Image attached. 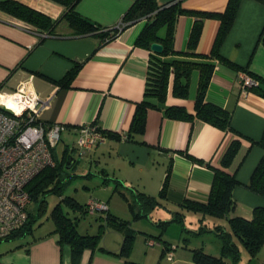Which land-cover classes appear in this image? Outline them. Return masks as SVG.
<instances>
[{"label":"crops","instance_id":"0c3cea01","mask_svg":"<svg viewBox=\"0 0 264 264\" xmlns=\"http://www.w3.org/2000/svg\"><path fill=\"white\" fill-rule=\"evenodd\" d=\"M16 1L53 19L60 18L65 11L63 5L52 0ZM157 1L163 5L174 0ZM133 2L80 0L76 9L82 15L110 28L119 25ZM227 2L182 0V6L195 11L221 12ZM196 17V14H184L178 18L175 48L187 50ZM144 23L145 20H140L131 24L122 29L115 39L98 47L99 39L96 36H72L64 21L58 24L53 35L43 34L42 37L34 25L0 8V104L19 112L25 102L14 100V96L33 93L44 102L40 110L41 119L46 124L60 123L65 126L61 135L64 141L62 151L68 148L73 157L77 155L75 146L79 129L83 125L94 123L116 135H125L136 104L145 95L150 51L135 44ZM220 24L217 18H205L197 53H211ZM263 31L264 2L242 0L233 26L221 46V54L264 78V44L259 42ZM160 34L163 36L165 29ZM212 61L216 68L206 98L232 110V124L238 132L222 130L198 118L193 121L169 118L164 108L170 105L184 106L191 113L195 112L200 71L194 70L191 76L187 98L173 95L171 77L166 103L159 104L161 109L147 111L144 134H137L132 140L106 136L82 158L85 163H89L90 174L93 165H96V171L102 172H96L94 177L98 178L96 186L103 194L94 197L107 202L116 215L121 216L119 211L124 208L123 204L128 205L120 190L130 195L128 189L120 186V181L157 195L170 164V184L176 196L206 202L214 168H222V157L234 139H240L242 145L232 167L227 169L229 172L237 170V178L241 182L233 191L236 199L233 215L250 219L254 207L264 205V197L246 186L257 164L264 157V147L251 140H260L264 133V97L242 88L244 70L236 69L218 58ZM77 63H81V66L69 87H61L54 82L63 78ZM142 140L144 143H141ZM75 163L76 160H72L69 168ZM168 202L174 209L180 207L171 199ZM196 217L199 219L197 215L193 218ZM206 222L210 225L226 223L225 219L213 217H206ZM196 225L199 226V222ZM41 226L33 238L11 241L8 246H3L0 249V264H72L71 246L59 244L58 234L52 233L53 227L40 231ZM27 241L30 242L15 248ZM122 241L121 232L107 226L100 244L116 252ZM263 252L264 245L252 258L253 264H264L257 261ZM188 253L181 262L195 264ZM132 255L140 259L136 256L135 248ZM80 264H124V260L114 253L86 249Z\"/></svg>","mask_w":264,"mask_h":264},{"label":"trees","instance_id":"16d2710c","mask_svg":"<svg viewBox=\"0 0 264 264\" xmlns=\"http://www.w3.org/2000/svg\"><path fill=\"white\" fill-rule=\"evenodd\" d=\"M52 1L65 7L64 13L58 19H53L47 14L16 0H1L0 8L34 25L39 29L42 37L47 34L53 35L58 24L64 21L70 29L69 34L72 36H96L99 39L98 47L115 39L122 29L140 20H145L135 41L137 46L150 51L144 98L137 102L129 130L125 135H116L97 126L96 128L104 136L117 138L125 136L123 138L132 140L135 135L144 134L147 111L153 108L161 109L159 104L166 103L171 77H173V95L179 98H187L190 92L191 76L194 70L197 69L200 71V82L195 101V112L191 113L184 106L170 105L164 108L165 114L172 119L188 121L198 118L222 130L238 132L232 124V110L208 101L206 98L207 90L216 68V64L212 61L215 58L228 62L236 69L244 70L254 81L253 84L245 85L244 88L264 97V78L232 62L220 52L221 46L236 19L242 0H228L226 8L221 12L189 10L182 6V0H174L163 5H159L157 0H134L123 15L119 25L110 28L104 27L79 13L76 6L80 0ZM260 1L264 2V0ZM184 14H196L197 16L191 29L186 51L175 48L177 20ZM205 18H217L221 22L209 55L199 54L196 51ZM162 29H165L163 36L160 34ZM42 37L41 39H43ZM259 42L264 44V31L259 38ZM153 43L162 44V51H153L151 48ZM80 66L81 63H77L75 67L67 71L63 78L54 82L61 87H69ZM251 140L252 143H259L264 147V133L260 140ZM141 143H144V141L142 140ZM241 145L240 139H234L222 157V168H214L213 181L209 198L206 202L176 196L175 190L170 184L171 164L167 168L162 187L157 195L150 194L136 186L127 185L121 181L119 182L120 186L128 189L130 195L121 190L120 194L127 202L133 218H150L153 210L167 206L166 203L171 199L180 206L176 211H173L172 220L182 223L187 233L197 236L209 232L215 233L221 241L218 255L206 252L202 246L189 247L188 242L184 244L191 254V260L195 264H228V259L231 260L232 264H240L242 247L253 258L264 245V205L255 206L250 219L233 215L236 208V199L233 191L241 182L237 178V170L229 172L227 169L232 167ZM56 149H54L55 156H59ZM187 155L190 156L188 153ZM71 160H75V158L72 152L65 148L57 159L55 166L45 168L28 184L27 190L30 194L31 202L32 200L40 202L38 212L35 215L28 208L26 223L12 231L6 238L0 239V242H20L27 237L33 238L36 231V222H38L41 210H44L46 195L56 193L61 197V201L52 208L49 215L54 224L52 233L58 234L59 244L71 246L72 264H80L83 252L86 249L93 251L98 249L114 253L124 260V264H148L140 259L133 258L132 254L135 248L137 230L131 226L132 220L116 215L110 210V207L106 212L98 213L101 214L99 215L101 223L97 232L90 233L82 230L81 218L88 213V202L82 203L76 197L64 193L69 180V178H65L66 166L69 167ZM198 161L202 162L201 160ZM206 164L210 165L209 163ZM246 186L251 191L264 197V157L257 164ZM40 196L43 198L41 199ZM65 208H68V210H65ZM185 210L198 214L199 227L195 228V230L186 228L184 225ZM206 217L225 219L226 223L210 225L206 222ZM169 222V220L160 219L156 223L164 232ZM41 225L40 223L38 227ZM107 226L114 228L123 235L121 247L116 252L100 244ZM162 232L155 237L162 246L160 259L157 264H162V257L171 252L174 253L176 249V246H172L171 243L162 238ZM184 240L189 241V237H185ZM146 241L154 244L153 241L155 239L150 238L146 239ZM29 242L21 243L15 248L26 245ZM173 259L174 254L170 260Z\"/></svg>","mask_w":264,"mask_h":264},{"label":"built area","instance_id":"2783aa9c","mask_svg":"<svg viewBox=\"0 0 264 264\" xmlns=\"http://www.w3.org/2000/svg\"><path fill=\"white\" fill-rule=\"evenodd\" d=\"M242 78L243 89L254 83L247 73H242ZM13 99L25 105L15 112L0 104V239L26 223L31 203L27 186L45 168L56 165L59 156H55L54 149L65 129L63 124H46L41 119L44 102L33 93L16 94ZM96 127L91 123L79 129L75 150L80 158L105 139ZM108 209V203L97 198H90L87 203L91 215ZM169 256L171 259L173 253Z\"/></svg>","mask_w":264,"mask_h":264},{"label":"rangeland","instance_id":"374dc122","mask_svg":"<svg viewBox=\"0 0 264 264\" xmlns=\"http://www.w3.org/2000/svg\"><path fill=\"white\" fill-rule=\"evenodd\" d=\"M64 145L63 139L59 141V144L57 146V153L60 157L62 147ZM76 163L73 167L69 168L66 166V172H65V178H69L65 194L66 195H72L76 197L80 202L86 203L88 202L89 198H93L94 196H98L100 194H103L98 189L97 179L94 176L97 174L102 173L101 171H96L97 167L96 165L92 166V171L90 174L89 169V163H85V159L80 158L78 155L75 157ZM69 176V177H68ZM103 175V179H104ZM98 189V190H96ZM99 191V192H98ZM42 199L43 197L40 196ZM46 203L44 206V210H41V213L39 215L38 222H36V231L38 230V225L41 223V230H49L53 227V222L49 218L50 212L52 208L61 201V197L56 193H51L46 195ZM95 198V197H94ZM167 206L157 208L152 211L151 217H144V218H133V216H130L129 207L126 204H123L124 208L120 209V215L123 216V218H130L132 220V227L137 230L136 233V240H135V251L136 256L140 258V260H147L145 261L148 264H157L158 260L160 259V253L162 246L161 243L155 238L157 237L161 232V227L156 223L158 220H169L170 222L167 224L166 230L162 232V238L166 239L169 243L172 244V246H176V249L174 250V259L170 260V253L168 255H165L162 257V264H185L181 262L185 258L187 254H189L188 249L185 247V243H189V247H196V246H202L206 252L211 254L218 255L220 253V246L221 241L218 238V236L215 235V233H204L201 236L193 235L192 233H187L182 223L178 221L172 220L173 218V211H176L177 209H174L171 207L170 203H166ZM40 202L37 200H32L31 204L29 205L30 210L34 212L36 215L39 209ZM173 208V209H172ZM65 210H68V208H65ZM72 212V211H71ZM129 212V213H128ZM185 220L184 225L186 228L193 229L198 228L199 226L196 225L198 221L197 217L193 218L194 215H197V213H194L192 211H186L185 210ZM101 214L97 215H91L89 213L86 214V216L82 217L81 221V228L84 230V232H90L95 233L98 231L99 225L101 223V219L99 217ZM156 221V222H155ZM109 233V232H107ZM113 233V232H112ZM189 237V241H185L184 238ZM155 239L153 241L154 244L148 243L146 239ZM187 243V244H188ZM11 244L10 241H1L0 242V249L3 248V246H8ZM264 253V252H263ZM241 260L240 264H253V259L249 256L247 251L242 247V254H241ZM173 256L171 257V259ZM228 264H232L231 260L228 259ZM257 261L260 263L264 262V254H260L259 258H257ZM194 263V262H193Z\"/></svg>","mask_w":264,"mask_h":264},{"label":"water","instance_id":"95a60500","mask_svg":"<svg viewBox=\"0 0 264 264\" xmlns=\"http://www.w3.org/2000/svg\"><path fill=\"white\" fill-rule=\"evenodd\" d=\"M151 48L155 52H161L163 49V46L160 43H153ZM70 162H72V160Z\"/></svg>","mask_w":264,"mask_h":264}]
</instances>
